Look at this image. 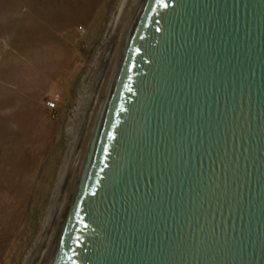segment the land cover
I'll return each mask as SVG.
<instances>
[{"label":"water","instance_id":"95a60500","mask_svg":"<svg viewBox=\"0 0 264 264\" xmlns=\"http://www.w3.org/2000/svg\"><path fill=\"white\" fill-rule=\"evenodd\" d=\"M39 264H264V0H132Z\"/></svg>","mask_w":264,"mask_h":264},{"label":"crops","instance_id":"0c3cea01","mask_svg":"<svg viewBox=\"0 0 264 264\" xmlns=\"http://www.w3.org/2000/svg\"><path fill=\"white\" fill-rule=\"evenodd\" d=\"M105 1L0 0V259L22 236Z\"/></svg>","mask_w":264,"mask_h":264},{"label":"bare ground","instance_id":"6f19581e","mask_svg":"<svg viewBox=\"0 0 264 264\" xmlns=\"http://www.w3.org/2000/svg\"><path fill=\"white\" fill-rule=\"evenodd\" d=\"M131 1H118L95 60L85 76L78 106L72 111L70 120L74 134L68 144L41 230L27 252L23 264H39L54 235L67 196L74 163L122 37Z\"/></svg>","mask_w":264,"mask_h":264},{"label":"rangeland","instance_id":"374dc122","mask_svg":"<svg viewBox=\"0 0 264 264\" xmlns=\"http://www.w3.org/2000/svg\"><path fill=\"white\" fill-rule=\"evenodd\" d=\"M118 1L119 0L105 1L101 17L96 21V24H94L91 33L86 39L87 43L82 63L83 68L77 79L74 91L71 93L70 98L64 103L65 105L61 110L58 135L42 170L38 188L32 198L26 226L22 232V236L19 238L20 240L16 242V246H13V250L5 254L4 258L0 259V264H23L27 252L39 235L42 223L49 209L50 200L65 158L68 144L74 134V130L71 129L72 127L70 125L72 111L78 106L83 81L95 60L98 48L102 43ZM0 255H2V253Z\"/></svg>","mask_w":264,"mask_h":264},{"label":"built area","instance_id":"2783aa9c","mask_svg":"<svg viewBox=\"0 0 264 264\" xmlns=\"http://www.w3.org/2000/svg\"><path fill=\"white\" fill-rule=\"evenodd\" d=\"M47 106H49L50 108H56V102L53 100H48L47 102Z\"/></svg>","mask_w":264,"mask_h":264}]
</instances>
